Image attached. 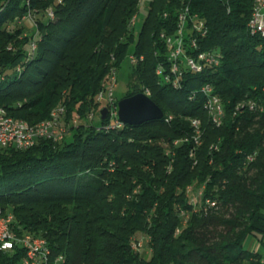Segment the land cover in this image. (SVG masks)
<instances>
[{
	"label": "trees",
	"instance_id": "16d2710c",
	"mask_svg": "<svg viewBox=\"0 0 264 264\" xmlns=\"http://www.w3.org/2000/svg\"><path fill=\"white\" fill-rule=\"evenodd\" d=\"M138 2L0 0V106L10 114L35 123L64 102L68 116L86 118L131 46L143 59L131 65L123 97L147 87L164 111L115 128L101 113L99 123H79L60 141L0 147V207L13 213L16 232L48 239L49 264H262L246 245L249 236L264 234V36L248 29L254 0H150L134 31ZM186 6L208 27L199 49L219 48L223 59L186 73L176 88L156 74L159 62L169 65L160 33L175 32ZM33 9L37 48L30 55L22 46L7 49L16 39L30 40L19 39L22 27L7 21ZM205 82L223 102L220 126L204 106ZM249 100L258 106L251 109ZM192 117L200 121L196 139ZM189 185L206 187L219 206L197 212L188 203ZM179 206L187 208L184 217ZM140 233L148 238L147 254L133 246ZM24 254L20 244L0 249V264H19ZM59 254L64 258L55 262Z\"/></svg>",
	"mask_w": 264,
	"mask_h": 264
},
{
	"label": "built area",
	"instance_id": "2783aa9c",
	"mask_svg": "<svg viewBox=\"0 0 264 264\" xmlns=\"http://www.w3.org/2000/svg\"><path fill=\"white\" fill-rule=\"evenodd\" d=\"M150 0L143 2L147 7L149 6ZM189 15H199L197 12H192L191 9H187L185 21L181 23V33H187V40H179L175 45H169L168 57L169 67L171 65V56H178V66L182 70V81L181 86H174L181 88L183 80L188 72H202L207 66H209V60H216V67L220 65L223 59V52L219 48L211 49H199L198 39L205 36L208 32L207 24L199 15V23L196 27H189ZM249 26H251L253 34H259L264 36V0L256 1V16L255 18L249 19ZM133 30H137V26L133 27ZM139 30V29H138ZM137 30V31H138ZM167 36L166 33H160V37ZM131 65H137L140 60L143 59V54H136L130 52L128 54ZM118 70L119 67L116 65L112 72V77H106L102 83L101 90L96 95V102L100 106V110L103 107L108 108L107 117L109 118L108 123L105 124L107 128H115L124 126L125 122L119 117L118 99L115 95V87L118 81ZM163 75L166 77L167 83L172 84V75H169V69H162ZM203 92H213L214 86L211 82H205L203 85ZM150 96L151 91L145 87L142 91ZM219 96L215 93V97ZM205 101V100H204ZM248 106L254 109L258 104L251 100ZM67 106L64 102H60V106L54 110V114L50 119V122L30 123V122H18L16 119L12 122L4 121V114H10L8 110L0 106V147L12 146L15 148L24 149L32 146L39 138H49L54 141H60L65 138L74 126H77L81 121V115L76 114L74 119H66ZM101 115V113H100ZM172 117V116H170ZM94 119V111L88 112L86 119ZM199 123V118L192 117L191 125L194 128V138L196 139V129ZM167 154L170 153V148H167ZM258 151L250 152L247 154L246 163L255 160ZM193 156V150L190 152ZM206 187L200 191L198 195H203V205L197 207V212H207L215 209L219 206V202L216 198H213L205 193ZM188 203H194L193 200H188ZM0 210H4L0 207ZM182 217L185 216L187 208L181 206L178 207ZM7 230H15L16 225L14 221H7L5 217H0V249L8 250L14 248L16 245L7 241ZM20 236L25 237V244L21 245L25 250L32 251V259L22 258L19 264H43V258L48 254H53L52 248L49 244L48 239L39 235H27L26 232H19ZM144 241L143 237L140 236L136 239V248H138V242ZM148 241V238H147ZM149 249V248H148ZM64 258L63 254H59L55 257V262H60ZM264 264V258L261 259Z\"/></svg>",
	"mask_w": 264,
	"mask_h": 264
},
{
	"label": "bare ground",
	"instance_id": "6f19581e",
	"mask_svg": "<svg viewBox=\"0 0 264 264\" xmlns=\"http://www.w3.org/2000/svg\"><path fill=\"white\" fill-rule=\"evenodd\" d=\"M256 1L257 0H254L253 9H252V13H251L250 18H255V16H256ZM143 2H147V0H139V2H138V10L133 15V17L131 18V21H130L131 27H133V25H136V22H137L136 20L138 17V13L140 11L139 8L141 7V5H143ZM187 9H189V8L186 6L180 10L179 17H178V24H177V28H176L175 32H173L172 34H167V36H162V38L166 41L168 48H169V45L177 44V41L179 40V36H180V40H187L186 39L187 33H181V23L185 21ZM198 23H199V15H189V27H196L198 25ZM247 25H248V29L253 34L252 28H251V26H249V22ZM161 33H165V32H161ZM35 44H33V49H36ZM167 60L169 62L168 52H167ZM209 66L210 67H216V60H209ZM217 66H219V65H217ZM162 69H169V75H172L173 85L174 86H181L182 70H181V67L178 66V56H171L170 67H169V65H166L164 62H159V64L156 67V74L158 76H160V78L163 82H167L166 77L162 73ZM113 70H114V67L112 68L111 74L109 77H112ZM201 89L203 91V87H201ZM204 94L206 96L205 101H204V106L208 110L213 122L217 126L222 125L224 122L225 116H226V112H225V108H224L223 102L221 100V97L220 96L215 97V93H213V92H204ZM195 96H196V93L192 92L190 95V98L193 99V98H195ZM249 102H251V100H249L247 102V104H249ZM59 106H60V103H58L52 109L48 118H45V119L38 121V122H35V123L50 122V119L52 118V115L54 114V110H56ZM74 118H75V116L71 119H74ZM14 119H16L18 122H29L24 118L17 117V116H14L12 114H4V121L5 122H12V121H14ZM66 119H68L67 110H66ZM200 132L201 131H200V121H199V123L197 125V129H196V138L199 136ZM180 141H181L180 139H176L174 143L178 144ZM194 188H196L194 185H189L187 187V194L189 195V200L194 199V203H191L194 208L201 207V205H203V198H202V195H198V194L200 193L201 190H203V187L196 188L198 191L197 192V198H193L190 195V193L193 191ZM0 217H4V210H0ZM5 217L7 218V221H14L13 213L10 211H5ZM178 230L179 229H177V231ZM26 233H27V235H36V234L30 233V232H26ZM37 235H39V234H37ZM7 241L11 242L14 245H17V244L23 245V244H25V237L20 236V234L18 232H16L15 230H7ZM133 246L135 249H138V248H136L135 241L133 243ZM50 256H51V254H48V255H46L45 258H43V264H49ZM23 258L24 259H32V251L31 250H25V254H24Z\"/></svg>",
	"mask_w": 264,
	"mask_h": 264
},
{
	"label": "rangeland",
	"instance_id": "374dc122",
	"mask_svg": "<svg viewBox=\"0 0 264 264\" xmlns=\"http://www.w3.org/2000/svg\"><path fill=\"white\" fill-rule=\"evenodd\" d=\"M140 11L138 13V17H137V22H136V25H133L134 26H137V30L140 29V27L143 25L145 19H146V16L148 14V7L144 4V5H141V7L139 8ZM34 11L35 9L31 10V11H27L25 14L23 15H17L14 17V19L10 20V21H7V27L11 28L12 26H19V27H22L23 29V34L22 36H19V39L21 40H24L22 38H24V35H28L29 36V42L28 44H25L23 45L21 41H19L18 39H16L14 42H9L7 44V49H17L18 46H22L23 47V50H25L27 52L28 55L31 54L32 51H34L35 49H33V44L36 45V48H37V43H38V40L40 39V33L38 32L37 28H36V15L34 14ZM47 14L50 16V17H53L55 14H54V10H53V6H49L47 9ZM133 17V16H132ZM131 21V20H130ZM133 27H131V29L133 30ZM35 41V42H34ZM16 42V44H15ZM133 50V46H131V52ZM130 71H131V62H130V59L129 57H127L121 67L119 68L118 70V81H117V85L115 87V95H116V98L119 100L120 98L123 97V95L128 91V88H129V85H128V82H129V74H130ZM104 108V107H103ZM102 110V109H101ZM101 110H100V106L97 104L96 106H94L92 108V110L90 111H94V119L92 120L93 122H96V123H99L100 122V113H101ZM89 111V112H90ZM76 114H80L81 115V122H85V121H88L89 118H85V116H83L81 113H75L73 116H68V119L70 120L71 118H73ZM75 127V126H74ZM73 130V128H72ZM72 132V131H70ZM70 134V133H68ZM196 184V182H195ZM198 185V184H197ZM196 188H198V186H195ZM194 188L193 191L190 193V195L193 197V198H197V189ZM142 236L144 241H139L138 242V250L139 249H142L143 252H145L146 254L149 252V249H148V246H147V236L144 234V233H140L138 237ZM138 237H134V241L136 243V239H138ZM258 243V240L257 238L254 237V235H251L247 238L246 240V245L249 249H254L255 248V245Z\"/></svg>",
	"mask_w": 264,
	"mask_h": 264
},
{
	"label": "water",
	"instance_id": "95a60500",
	"mask_svg": "<svg viewBox=\"0 0 264 264\" xmlns=\"http://www.w3.org/2000/svg\"><path fill=\"white\" fill-rule=\"evenodd\" d=\"M119 117L126 123L139 124L146 120L159 119L164 111L149 95L139 91L118 100ZM102 118L107 117L108 108L101 110Z\"/></svg>",
	"mask_w": 264,
	"mask_h": 264
},
{
	"label": "crops",
	"instance_id": "0c3cea01",
	"mask_svg": "<svg viewBox=\"0 0 264 264\" xmlns=\"http://www.w3.org/2000/svg\"><path fill=\"white\" fill-rule=\"evenodd\" d=\"M254 237L257 238L258 243L255 245V248L252 250L258 251L261 254V257L264 258V234H259Z\"/></svg>",
	"mask_w": 264,
	"mask_h": 264
}]
</instances>
